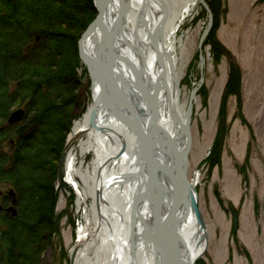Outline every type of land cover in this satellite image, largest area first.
Segmentation results:
<instances>
[{"label": "rangeland", "instance_id": "374dc122", "mask_svg": "<svg viewBox=\"0 0 264 264\" xmlns=\"http://www.w3.org/2000/svg\"><path fill=\"white\" fill-rule=\"evenodd\" d=\"M94 1L92 0L93 5ZM197 1L196 9L181 23L176 36L180 57V42L183 41L186 47L184 58L178 64L180 99L186 104V109L192 105L188 181L197 194L198 208L208 231L207 248L195 264H264V0H220L216 36L223 48L220 49L218 57L213 54L212 45L208 41L215 26L210 0ZM84 2L85 0H10L4 7L0 6V17H8L12 13L10 6L18 8V20L22 24L28 21L26 26L29 29L25 26L16 29L0 23V42L4 38L6 42L12 40L8 32L13 33L14 37H18L16 34L22 30L34 32L37 22L32 19L31 12L34 9L29 10L30 6L49 7V12L50 7L70 11L71 5L77 3L86 11ZM87 13L76 10L77 16L82 15L78 20L80 24L75 26L68 27L63 24L61 27L57 18H54V24L48 23L45 26L54 27L53 32L61 28L75 37L81 31L83 20L86 17V22L88 20L90 14ZM97 16L96 9L95 17L78 38L81 61L80 41ZM52 36L34 32L33 40L26 45L30 49L37 47L40 54L36 52L42 57L46 51H53L52 48L58 46V40ZM42 59L40 62L43 63L40 65L44 67L47 60ZM18 67L23 69V76L26 78L37 79L43 73L42 67H36L38 70H35L33 64ZM235 67L239 71L237 74L240 80L237 95L230 94L227 88L231 70ZM86 68L88 69L87 66ZM76 72L81 81L71 113L74 116L72 125L63 141L58 140L56 150L54 148L39 152V147H24L20 133L10 136L8 130L0 125V155L6 156L0 162L5 163L3 166L7 167L9 175L13 161L8 158V154L19 148L21 152H36L45 157L46 167L56 171L53 185L51 183L54 194L48 200V192L33 188L36 179L47 176L46 172L44 175L42 171L39 172L40 169L34 170V164H19L14 176L18 180L19 190L0 182V219L8 220L9 216L16 221L14 225H0V247L5 251L0 258V264H75V256L86 246V240L81 239L82 228L88 226L91 227L90 231L94 230L95 223L92 219L88 223L86 217L87 212L91 213L93 198L84 192L86 187L82 178L77 174L74 178L77 182L72 181L67 169L70 156L75 157V168L81 167L83 170L92 168L94 159L93 151L82 152L81 145L88 137L85 133H76L74 130L76 122L84 117L93 102V83L89 69V79L82 76L81 67ZM20 82L14 79L10 81L9 93L13 95L18 90V95L6 98V106L0 107L5 112L10 107L8 116L2 120L12 127L23 125L27 118L30 125L34 120L32 110L39 106V102L35 101L30 110L31 114L27 113L26 106L35 97L31 98L25 82L21 83V87ZM48 88L55 93L59 87L54 82ZM64 90L62 87V93ZM21 99L23 104L18 106ZM223 99H226V137L221 164L211 167V162L207 159L221 125ZM84 103L86 106L83 108ZM19 110L23 111L22 118L18 122L10 123L11 115ZM75 115L78 116L75 118ZM46 128L40 122L38 127L30 129L29 132L37 131L43 139L50 134ZM34 143L37 145V142ZM48 217L51 218L50 221ZM90 238V242H95L89 255L92 257L96 245L101 241L96 233Z\"/></svg>", "mask_w": 264, "mask_h": 264}, {"label": "bare ground", "instance_id": "6f19581e", "mask_svg": "<svg viewBox=\"0 0 264 264\" xmlns=\"http://www.w3.org/2000/svg\"><path fill=\"white\" fill-rule=\"evenodd\" d=\"M197 4V0H111L102 23L81 43L82 56L94 65L102 52L103 61L110 55L116 59L112 65L115 95L133 111L114 104L111 97L108 101L112 109L108 107L95 78L93 102L74 128L88 137L81 148L83 153L93 151V167L75 168L74 156L67 166L69 178L76 181L78 174L85 184L84 192L93 198L91 213L86 217L95 227L93 231L88 226L82 228L81 239L86 240V246L75 256V264H157L173 225L177 234L172 253L180 252L192 261L204 250L206 240L188 210L187 196L174 190L178 172L188 179L189 165L184 157L190 113L179 91L178 64L186 47L181 41L180 57L176 36ZM122 7L125 16L118 24ZM151 117L161 131L155 130ZM132 118L138 120L143 133L157 141L159 158L131 129ZM161 158L167 172L161 173L157 186L145 198ZM190 187L194 189L191 183ZM95 233L101 243L91 257L95 242L89 240Z\"/></svg>", "mask_w": 264, "mask_h": 264}, {"label": "trees", "instance_id": "16d2710c", "mask_svg": "<svg viewBox=\"0 0 264 264\" xmlns=\"http://www.w3.org/2000/svg\"><path fill=\"white\" fill-rule=\"evenodd\" d=\"M9 1L10 0H0V6L4 7L6 3H8ZM84 3L87 6L86 11H84V8L82 10V7L77 3L71 5L70 11H65L62 9L60 10L59 8L58 10H56L50 7L51 12H49L50 10L48 11L49 8L48 6H46L48 8H40V7L33 8V6L32 7L30 6V8H28L29 10L34 9L32 12L30 11L31 14L33 15L32 19H34L37 22L35 23L34 32H38L39 34H43V35L52 34L53 35L52 38H54L56 41L58 40V46L56 48L50 47L52 48L53 51L51 50L46 51V54L42 57L39 55L40 53L37 47L36 48L34 47V49H30L26 45L28 41H31V39L33 40L34 32L31 31L26 32L22 30L21 32H19V34H16L18 35V37L16 36L14 37L13 33L8 32L7 34L9 35V37H12V40L10 42H6L4 38V41L0 42V107H2V105H5L6 98L16 97V95H18V90L13 95L9 93L8 90L9 83L12 79L19 82L21 81L19 83L20 87L23 85L21 83L25 82L24 85L27 88L26 90H28L29 93H31L30 95L31 98L32 96L35 97L33 100L28 102V105L26 106L27 113L30 112L31 114L30 110H32V106L34 105L35 101L39 102V106L35 110H32V117L34 118V120H32V123H30V125L29 123H27L28 118L26 119L23 125H17L14 127L8 125L5 122V120L3 121L2 119L8 116L7 113L11 111L10 107L7 109V112H5L4 108H0V125L2 126V128L4 126L5 130H8L10 136H12L15 133L16 134L20 133L19 134L21 135L20 140H22V144L24 147L33 145L34 149H37L39 147L38 149L39 152L42 150L49 151V149L54 150V148L56 150V146L59 145L58 140L62 139L63 141L65 135L70 131L72 120L74 117L73 115H71V113L75 106L76 98L78 97L77 89L80 86V81H81L80 77H78V73L76 72V69L81 67L83 69L82 76H85L89 79L88 69L82 63L79 57L78 38L80 37L82 31L90 23V21H92L93 18L95 17L96 9L93 5L92 0H85ZM23 5L25 4H22V6ZM209 5L214 13L215 26L212 28L210 32L208 41L212 45L213 54L216 55V57H218L221 52L220 49L223 48L222 44L218 41L216 36V29L218 27V17L220 12L219 9L220 0H210ZM15 7L18 6L15 5ZM10 9L12 10L13 14L11 13L8 17H0V23L4 24L3 26L9 25L13 28L16 27V29H18V27L20 26L21 28L24 26L28 28V26H26L28 24V21L25 24H22L18 20L19 17L18 15H16L17 14L16 10L18 8L15 9L14 7L12 8L10 6ZM76 10H81L84 14L88 12L87 15L88 14L90 15L88 17L87 22H86L87 17L83 20L81 31L79 30L78 34L75 37L73 35H68L67 33H65L66 30H63L61 28L56 30V32H53V29H55L54 27L50 25L45 26L48 23L54 24L53 21L54 18L58 19L59 25L61 27L63 24H66L68 27L80 24L78 20L80 19L82 14L80 16L79 15L77 16ZM5 29H10V28L5 27ZM48 31H50V33ZM1 35L2 32H0V37H2ZM36 51H38L39 54ZM41 59L42 61H44V59L47 60L44 63V67L40 65L43 63L40 62ZM197 59H198V55L195 60L196 62ZM47 63H50L51 65H48ZM28 64H33L35 68L36 67L43 68V73L40 74L41 76L39 78L34 79V78H26L25 76H23L24 73L22 72L23 69H18L19 68L18 65L26 66ZM35 70L38 69L36 68ZM237 71L238 69L236 67L233 68V70H231L230 79L227 84V88L230 94H236V95L238 94V89L240 87V80L237 74L239 71L238 72ZM54 82L55 85L59 87L58 88L59 92L58 91L55 93L50 92L48 86L52 87ZM62 87H64L65 89L63 93H62ZM21 104H23L22 99L19 102L18 106H21ZM84 106H86L85 103L82 104L83 108ZM225 106H226V99H223L221 105V111H220L221 125L216 135V139L211 154L207 159L208 161L211 162V167H215L221 164V154L223 150L224 138L226 137V130L224 124ZM240 106L241 104L239 103V109H241ZM77 116L78 115H75V118ZM38 119L39 121H37ZM40 122L43 123V125L47 126L46 131H50V134L45 135L43 139L41 135L37 134V131L33 133L29 132L32 129L38 127V124H40ZM34 142H37V145ZM41 146L43 147L40 148ZM2 158L4 159L6 158V156L0 155L1 160ZM8 158L11 161H13L11 172L9 175V172L6 171L7 167L5 168L3 166V164L5 163L0 162V171H2V173L0 174V182L17 187V189L19 190L18 180H16L14 177L16 174L15 172L18 170L19 164H24L25 166L29 164H34L35 167L34 170L40 169L39 172L42 171L43 175L46 172L47 176L45 178L43 176L41 179H36L34 181L33 188H37V190L39 188L41 190L46 191V193L48 192L47 200L50 198L49 196L54 194L51 183L53 185L56 176V171L55 170L52 171L51 169L46 167L45 157L39 156L36 152L34 153H30V151L21 152L19 148L18 150L15 149L12 151V153L8 154ZM14 162H16L17 164H15ZM8 177H10V179ZM34 195L35 198L38 197L36 196L35 193ZM41 195L42 198L43 194ZM54 198L55 197L53 196V199ZM47 219L49 221L51 220L50 217H48ZM15 222L16 221H13L9 216H8V220L4 218L0 219V225L3 224L7 226L10 224L14 225ZM3 251L4 248L0 247V258H2V255L5 252ZM199 263L201 264V262Z\"/></svg>", "mask_w": 264, "mask_h": 264}, {"label": "water", "instance_id": "95a60500", "mask_svg": "<svg viewBox=\"0 0 264 264\" xmlns=\"http://www.w3.org/2000/svg\"><path fill=\"white\" fill-rule=\"evenodd\" d=\"M110 1L111 0H95L94 1V6L98 11V16L94 20V22L90 25L86 34L83 36L82 40L80 41V44H79L80 45V56L82 58L83 63L89 69V73L91 76L92 83L94 84V80L96 77L99 80L100 85L102 87V95H105L107 98L106 99L107 106L111 107V109H112V104L110 103V101H108V99L111 97L112 100L114 101V104L115 103L119 104L120 106H122V107H124L127 110L132 112L133 111L132 107H130V105H128L125 101L117 98L115 95L114 84H113L114 82H113V77H112L113 76V74H112L113 73V70H112L113 66L112 65L114 64L116 59L113 58L112 55H110L106 61H103L102 60L103 57L101 58V56H103L104 53L102 52V54L97 55V58L99 59V61L97 64L94 65V63H90L89 61H87L82 56V51H81V48H82L81 43L85 39L86 35H88L96 25L102 23L101 21H103L102 20L103 16L105 15L106 8L108 7V4L110 3ZM122 8L119 11L118 21H117L118 24L122 23V20L124 19V16H125V14H124L125 10H124V8L123 9ZM104 25L106 26V22L104 23ZM104 51H105V49H104ZM189 112L190 113L187 117V127H188L187 130H188V135H189V144H188L187 151H186L185 157H184V162H186L187 164H188V157H189L188 154H189L191 144H192L191 133H190V125H191V120H192V105L189 106ZM22 116H23L22 110L16 111L9 118V122L10 123L18 122L22 118ZM150 122L154 125L156 131L162 130V129H160L159 126L156 125L154 117H151ZM129 125H130L131 129H133L135 132H137L141 136L142 144L144 146H147L149 151L156 152L155 154L159 158L160 157L159 154H161V153L158 150L159 145L157 144V141L155 139H152L150 136H147L145 133H143V129L140 127L138 120L136 118L135 119L132 118V120L129 122ZM63 158H64V155H63ZM163 163H164V160L162 159L161 162L157 165V167L155 169L156 175H155L154 182L150 184V187H149L148 191L146 192L145 198L147 196H149L151 194L152 190L154 189V187L157 186L158 177L161 175V173L163 171L167 172V169H164ZM178 176H179L178 177V185L174 186V190L184 191V194L187 196L188 210L196 218V221L199 224V226H200V228L204 234L205 238L204 237L203 238L206 240V244H205L204 250L199 254L198 257H196L192 261L185 258L184 256H182L180 254V252L172 253L171 252L172 251V244H173L174 238L176 237V234H177L176 226H174L172 224L173 225L172 226V234L170 236V239L168 240V243H166L160 249L159 254H158L157 264H195L197 259L203 255V253L206 250L207 245H208V231L206 228L204 218L200 212V209L198 208V201H197V196H196L197 194L195 191H194L195 193L193 192L194 189L191 190L190 182L188 181L185 173L180 174V172H178ZM191 186H192V184H191ZM158 191H159V189H158ZM177 195L179 196L178 192H177ZM133 218H134L133 221H135L134 215H133ZM236 230H237V219L235 220V231Z\"/></svg>", "mask_w": 264, "mask_h": 264}]
</instances>
